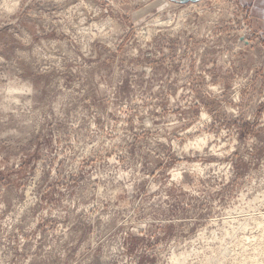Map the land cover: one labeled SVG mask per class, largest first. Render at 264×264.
<instances>
[{
    "label": "rangeland",
    "instance_id": "1",
    "mask_svg": "<svg viewBox=\"0 0 264 264\" xmlns=\"http://www.w3.org/2000/svg\"><path fill=\"white\" fill-rule=\"evenodd\" d=\"M238 0H0V264H264V35Z\"/></svg>",
    "mask_w": 264,
    "mask_h": 264
},
{
    "label": "crops",
    "instance_id": "2",
    "mask_svg": "<svg viewBox=\"0 0 264 264\" xmlns=\"http://www.w3.org/2000/svg\"><path fill=\"white\" fill-rule=\"evenodd\" d=\"M239 5L250 10V25L254 32L264 35V0H238Z\"/></svg>",
    "mask_w": 264,
    "mask_h": 264
},
{
    "label": "water",
    "instance_id": "3",
    "mask_svg": "<svg viewBox=\"0 0 264 264\" xmlns=\"http://www.w3.org/2000/svg\"><path fill=\"white\" fill-rule=\"evenodd\" d=\"M169 1L182 5V4H188V3H194V4H196L200 0H169Z\"/></svg>",
    "mask_w": 264,
    "mask_h": 264
},
{
    "label": "bare ground",
    "instance_id": "4",
    "mask_svg": "<svg viewBox=\"0 0 264 264\" xmlns=\"http://www.w3.org/2000/svg\"><path fill=\"white\" fill-rule=\"evenodd\" d=\"M188 4H190V3H188ZM192 4V3H191ZM194 4V3H193ZM179 5H181V4H179ZM182 5H184V4H182Z\"/></svg>",
    "mask_w": 264,
    "mask_h": 264
}]
</instances>
